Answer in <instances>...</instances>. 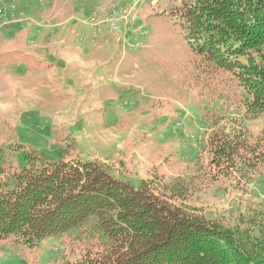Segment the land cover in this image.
Returning <instances> with one entry per match:
<instances>
[{
    "label": "rangeland",
    "instance_id": "obj_1",
    "mask_svg": "<svg viewBox=\"0 0 264 264\" xmlns=\"http://www.w3.org/2000/svg\"><path fill=\"white\" fill-rule=\"evenodd\" d=\"M96 1L100 2L95 9L98 22L130 10L127 19H119L120 31H109L108 22H102L104 41L96 43L102 42V49L111 51L114 65L127 72L121 76L118 99L109 104L119 116L121 131H129V127L136 132L133 140L137 144L142 138L147 144L135 153V163L126 169L109 151H84L85 159L72 155L105 163L113 176L133 185L146 180L160 187L178 176L187 177L189 189L182 202L229 228L239 223L240 213L247 218L259 203L258 208H264V163L253 165L238 157L224 164L213 163L206 145L203 147L209 133L220 127L245 132L252 143L261 135L263 119H242L248 95L242 91L237 70L209 63L206 54L192 47L187 22L181 16L185 6L182 0ZM102 5L107 11H100ZM51 118L48 112L18 117V129L10 132L0 123V163L9 166L25 161L35 168L60 159L58 144L50 141L54 134ZM98 154L107 161L99 160ZM7 172L0 183L11 188L15 177L12 170ZM96 237L109 244L97 227L96 216L30 247L7 237L0 240V264H76L84 257L90 240L99 242Z\"/></svg>",
    "mask_w": 264,
    "mask_h": 264
},
{
    "label": "trees",
    "instance_id": "obj_2",
    "mask_svg": "<svg viewBox=\"0 0 264 264\" xmlns=\"http://www.w3.org/2000/svg\"><path fill=\"white\" fill-rule=\"evenodd\" d=\"M182 2L191 46L206 54L209 63L237 70L248 95L242 119H263L261 135L252 143L245 132L220 127L209 133L203 147L213 163L232 157L264 163V0ZM59 150L60 159L35 168L25 161L10 167L0 163V180L8 169L15 177L11 188L0 183V240L14 237L30 247L96 216L109 244L98 237V243L90 240L76 264H264L260 203L250 208L251 216L240 213L239 223L229 228L182 202L187 177L160 187L146 180L133 185L113 176L105 163L76 159L68 146Z\"/></svg>",
    "mask_w": 264,
    "mask_h": 264
},
{
    "label": "crops",
    "instance_id": "obj_3",
    "mask_svg": "<svg viewBox=\"0 0 264 264\" xmlns=\"http://www.w3.org/2000/svg\"><path fill=\"white\" fill-rule=\"evenodd\" d=\"M9 2L12 6L4 4L0 15V21H4L0 26L3 130H17L18 117L48 112L54 133L50 141L59 149L68 146L79 157L87 156L84 151H109L118 157L122 169L134 164L135 153L147 140L142 138L137 144L134 130L128 127L129 131H121L119 116L109 107L118 99L121 76L127 72H121L117 63L114 65L111 51L102 49V42L96 43L104 41L106 31L102 24L96 30L98 18L91 19L100 2ZM99 158L107 161L106 157Z\"/></svg>",
    "mask_w": 264,
    "mask_h": 264
},
{
    "label": "built area",
    "instance_id": "obj_4",
    "mask_svg": "<svg viewBox=\"0 0 264 264\" xmlns=\"http://www.w3.org/2000/svg\"><path fill=\"white\" fill-rule=\"evenodd\" d=\"M4 4H10L12 6V3H10L9 0H0V15H2L4 12ZM99 9L100 11L102 10L107 11V6L102 5L99 7ZM129 13H130V10H124L122 11V14L117 15V18L115 17H109L105 19L101 18L100 22H98V24L96 25V30L100 28L99 26L101 25L102 22H108L109 31H115V32L120 31L121 23L119 19H127ZM94 17H95V13H94V16L91 17V19L94 20ZM0 23H1L0 24L1 26L2 24H4V21L1 20Z\"/></svg>",
    "mask_w": 264,
    "mask_h": 264
}]
</instances>
